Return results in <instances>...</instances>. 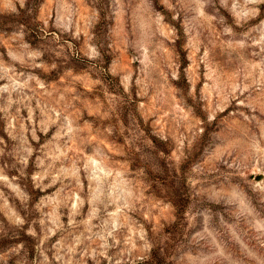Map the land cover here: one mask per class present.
Returning a JSON list of instances; mask_svg holds the SVG:
<instances>
[{
  "label": "rangeland",
  "instance_id": "rangeland-1",
  "mask_svg": "<svg viewBox=\"0 0 264 264\" xmlns=\"http://www.w3.org/2000/svg\"><path fill=\"white\" fill-rule=\"evenodd\" d=\"M0 264H264V0H0Z\"/></svg>",
  "mask_w": 264,
  "mask_h": 264
}]
</instances>
